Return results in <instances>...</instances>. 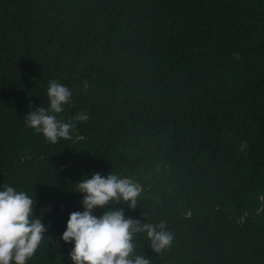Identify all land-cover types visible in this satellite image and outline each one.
I'll return each instance as SVG.
<instances>
[{
    "label": "trees",
    "instance_id": "16d2710c",
    "mask_svg": "<svg viewBox=\"0 0 264 264\" xmlns=\"http://www.w3.org/2000/svg\"><path fill=\"white\" fill-rule=\"evenodd\" d=\"M53 79L75 124L54 144L26 124ZM263 101L264 0H0V184L47 209L29 264H71L59 236L92 172L141 187L96 215L165 222L159 252L134 234L150 264H264Z\"/></svg>",
    "mask_w": 264,
    "mask_h": 264
},
{
    "label": "clouds",
    "instance_id": "9594fccd",
    "mask_svg": "<svg viewBox=\"0 0 264 264\" xmlns=\"http://www.w3.org/2000/svg\"><path fill=\"white\" fill-rule=\"evenodd\" d=\"M71 90L57 80L47 87L48 104L37 106L26 117L27 126L42 135L49 143L60 138L70 139L75 124L57 118L70 102ZM86 112L77 113L75 121H86ZM74 190L82 194V210L69 213L59 239L71 248L67 256L71 264H150L144 255L136 254L134 234L144 232L151 247L159 252L169 246L172 234L165 222L158 225L125 216L123 209H109L101 215L95 209L104 208L110 201H123L134 208L141 187L132 179L115 173L84 174ZM35 195L17 189L10 182L0 184V264H29L45 242L47 226L42 209L36 213Z\"/></svg>",
    "mask_w": 264,
    "mask_h": 264
},
{
    "label": "bare ground",
    "instance_id": "6f19581e",
    "mask_svg": "<svg viewBox=\"0 0 264 264\" xmlns=\"http://www.w3.org/2000/svg\"><path fill=\"white\" fill-rule=\"evenodd\" d=\"M207 1V0H206ZM251 3V2H250ZM208 8V7H207ZM210 8V7H209ZM75 12V11H74ZM263 22V21H262ZM246 24V23H245ZM244 24V25H245ZM168 39V38H167ZM167 41H169V40H167ZM238 54V53H237ZM264 102V101H263ZM247 129V128H246ZM236 140V139H235ZM237 143V142H236ZM239 143V142H238ZM255 143V142H254ZM48 226H50V225H48Z\"/></svg>",
    "mask_w": 264,
    "mask_h": 264
}]
</instances>
